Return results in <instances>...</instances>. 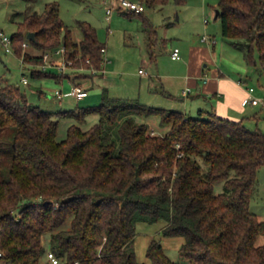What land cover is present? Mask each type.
Returning <instances> with one entry per match:
<instances>
[{"label": "trees", "instance_id": "trees-1", "mask_svg": "<svg viewBox=\"0 0 264 264\" xmlns=\"http://www.w3.org/2000/svg\"><path fill=\"white\" fill-rule=\"evenodd\" d=\"M217 9L223 35L264 74V0H218ZM78 25L79 42L59 3L47 2L18 22L12 50L34 79L84 85L82 77L103 75L107 47L95 26ZM24 43L42 51L64 47L74 69L42 68L43 54L24 52ZM93 112L97 123L73 124L57 139L61 116L83 122ZM198 114L112 96L107 87L99 104L55 113L1 78L0 127H14V139L9 176L0 178V264H49L48 251L60 264H146L131 246L136 225L160 220L164 235L184 238L180 256L191 264H264V219L250 209L264 165V130L215 109ZM152 115L169 129L151 128L145 119ZM147 255L152 264H180L156 239Z\"/></svg>", "mask_w": 264, "mask_h": 264}, {"label": "rangeland", "instance_id": "rangeland-1", "mask_svg": "<svg viewBox=\"0 0 264 264\" xmlns=\"http://www.w3.org/2000/svg\"><path fill=\"white\" fill-rule=\"evenodd\" d=\"M53 1L59 3L60 15L70 27L75 41L83 38L78 21H87L97 28L100 40L109 41L107 56L110 61L105 74L82 77L81 82L89 88L88 97L78 102L72 95L53 96L57 89L64 92L72 89L68 79L61 84L52 78H32L31 69L23 63V57L14 50L7 52L0 42V79L18 84L27 92L33 105L55 113L77 106L97 105L101 101L102 89L107 87L112 96L137 99L148 105L198 116L202 106L194 105L200 98L197 93L204 85L213 82L211 76L219 72L231 75L235 81L241 77L246 79L247 84L256 89V95L264 97V74L260 75L254 65H249L244 51L223 35L221 19L215 17L218 0H185L183 3L168 0L165 4L146 5L143 15L129 17L124 10H116L110 19L106 17L103 0H0V30L12 36L25 14L42 12L47 2ZM205 35L207 41L202 39ZM176 47L180 50V59L172 58L171 53ZM23 48L24 52L33 54L49 52V60L57 57L51 50H37L30 45ZM142 70L146 72L142 73ZM23 77H27L28 83L23 82ZM188 89L190 92L185 94L184 90ZM207 97L209 107V103H215L216 99L212 94ZM246 109L245 116L235 119L244 118L248 127L264 130V107L246 106ZM99 118L95 112L87 114L83 122L72 115L61 116L57 139L66 138L71 125L79 124L87 129ZM145 120L157 132L164 133L169 129L161 124L158 115ZM13 139L14 127H0V178L3 179L9 176ZM256 186L250 209L264 219V165L258 170ZM221 189V184L216 186L217 191ZM164 225L163 220L137 222V234L131 246L138 260L152 264L147 249L152 239H156L163 244L171 259L180 264H191L180 256L184 238L164 235Z\"/></svg>", "mask_w": 264, "mask_h": 264}, {"label": "built area", "instance_id": "built-area-1", "mask_svg": "<svg viewBox=\"0 0 264 264\" xmlns=\"http://www.w3.org/2000/svg\"><path fill=\"white\" fill-rule=\"evenodd\" d=\"M103 2L106 4V13H107L108 19L111 18L116 7H120L126 11H133L137 13L143 12L146 10L145 4L139 1H134V0H103ZM203 40H208V37L204 36ZM0 41L5 47L7 52L13 51L12 50V37L6 35L2 30H0ZM26 45L27 43H24V46ZM102 51L104 54V59H103V68L101 69L100 72H103L105 74L106 72L105 65L110 61V59L107 56V49L103 48ZM53 54H55L57 57L49 60L51 53L49 52L44 53L43 55L44 61L40 65L42 68L47 69V68L55 67L59 71H63V72L74 69L72 66V61H68L65 58V48L64 47L56 49L55 51H53ZM171 55L173 59L181 58L180 50L178 48H175L172 51ZM80 70H84V69H80ZM91 70L94 73L97 72V70H93V69ZM145 72L142 70V73H145ZM22 80L24 83H28L27 77H23ZM238 82L241 85L245 86L246 92H247V95L242 100V106L244 107L246 106L264 107V97L257 96L255 93L256 89L253 86H249L248 84H246L245 80L243 79H240ZM189 92H190L189 89L184 90L185 94H188ZM65 95H72L78 99H82L88 96V89H86L85 85H80L79 83H72V89L69 92H64L62 89H57L53 94V96L57 98H63ZM46 260L48 261L49 264H60L61 262L59 257L53 251L47 252Z\"/></svg>", "mask_w": 264, "mask_h": 264}, {"label": "crops", "instance_id": "crops-1", "mask_svg": "<svg viewBox=\"0 0 264 264\" xmlns=\"http://www.w3.org/2000/svg\"><path fill=\"white\" fill-rule=\"evenodd\" d=\"M204 41H207V40H204ZM104 42L106 43L107 53H108V50H109L108 42L109 41L106 39ZM106 65H105V68H106ZM206 79L207 78H205L204 81H206ZM240 79H243V78L241 77L235 81V79L231 77V75H227L225 72H219V73L213 74L211 76V81L213 82H209L206 85H204L202 90L199 93H197V95L200 96V98L196 100L194 105L202 106L199 110L215 109L219 114H222V115H225L231 118H239L237 116H242V117L245 116L247 114V109L246 107L242 106V100L247 95V92H246L245 86L241 85L238 82ZM243 80H245L246 82V79H243ZM211 94L214 96L216 101L215 103H209V107H208V105H206V103L208 102L207 96ZM87 97L88 96L82 99H78L75 97V99H77V101L80 102L81 100H84ZM252 107H258V106H252Z\"/></svg>", "mask_w": 264, "mask_h": 264}, {"label": "water", "instance_id": "water-1", "mask_svg": "<svg viewBox=\"0 0 264 264\" xmlns=\"http://www.w3.org/2000/svg\"><path fill=\"white\" fill-rule=\"evenodd\" d=\"M219 14H220V10L217 9L215 17L218 18ZM28 38L31 39V40H34L35 39V32H29L28 33Z\"/></svg>", "mask_w": 264, "mask_h": 264}]
</instances>
